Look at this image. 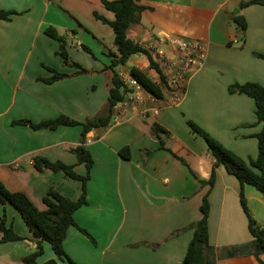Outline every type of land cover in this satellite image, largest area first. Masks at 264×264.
Wrapping results in <instances>:
<instances>
[{"label":"crops","instance_id":"0c3cea01","mask_svg":"<svg viewBox=\"0 0 264 264\" xmlns=\"http://www.w3.org/2000/svg\"><path fill=\"white\" fill-rule=\"evenodd\" d=\"M241 1L246 0H141L148 8L129 26L127 37L145 48L163 50L161 57L153 48L149 52L166 80L179 66L167 38L201 41L206 47L203 64L188 74L178 101L172 100L170 91L154 101L143 92L137 101L117 103L109 125L86 134L84 146L93 159L87 203L73 217L94 241L69 226L63 240L69 260L58 259L43 241L38 262L56 258L59 264H180L193 229L169 235L200 218L201 200L207 193L208 238L216 248V264H260L253 255L226 257L221 248L251 240L240 191L252 215L263 224L264 196L250 184L241 185L222 164L215 168L211 188L201 184L209 178L213 159L205 141L186 124L187 119L196 122L246 161L256 157L254 134L261 123L255 122L254 100L229 92L228 86L247 81L264 86V57L253 54L264 55V5L240 9ZM0 9L16 12L9 20L0 19V182L11 192L25 193L43 210L42 197L49 186L76 199L81 185L62 172L36 171L32 158L61 160L84 174L85 165L71 152L79 144L81 126L33 129L12 121L38 122L60 113L83 121L105 108L111 75L105 66L115 47L108 44L111 28L94 12L108 20L114 15L101 0H0ZM236 13L247 24L243 44L231 25V14ZM47 26L66 35L70 58L88 72L65 67L55 54L57 41L44 33ZM81 44L96 57L75 47ZM126 63L115 67L121 78L127 80L135 66L159 80L146 55L131 54ZM46 67L67 76L51 83L39 80L51 75ZM152 122L169 132L160 134L163 147L150 132ZM124 145L129 146V159L118 154ZM143 148L151 150L149 155L143 154ZM3 215L22 239L0 243V264H24L23 257L36 250L38 238L11 204L0 205V219ZM259 257L264 262V253Z\"/></svg>","mask_w":264,"mask_h":264},{"label":"trees","instance_id":"16d2710c","mask_svg":"<svg viewBox=\"0 0 264 264\" xmlns=\"http://www.w3.org/2000/svg\"><path fill=\"white\" fill-rule=\"evenodd\" d=\"M101 3L107 10L113 13L114 18L108 20L97 12H94V16L96 19L109 25L112 30L113 45L115 47L114 52H109L110 63L105 66V69L109 70L111 75L107 101L103 111L87 117L83 121L73 119L63 113L38 122H33L29 119L12 121L13 124H24L33 129H55L60 125H80L81 133L79 144L71 148V152L76 155L78 163H83L85 165V173L79 174L75 171L73 164H66L61 160L52 161L43 155L33 156L32 163L36 171L40 172L47 170L50 172H62L71 179L78 180L81 185L80 194L76 199H71L58 192L54 187L49 186L42 197V201L45 204L43 210H39L25 193L20 191L11 192L0 182V205L4 206L6 203H9L15 207L39 241L36 250L23 257L24 264H59L56 258H50L44 262L37 261V257L43 253L41 244L43 241L50 244L53 253L58 259L66 258L69 260L63 249V240L69 226L77 227L79 231L94 241V238L85 228L76 224L73 213L78 207L87 203L86 183L90 178V168L93 164V159L88 149L84 146L85 136L93 129H103L109 125L113 115V107L117 103L123 101L125 94L132 91V87L121 78L115 70V67L125 64L131 54L142 53L146 55L149 61V67L157 73L159 80L154 81L146 72L135 66L129 69L130 78L134 79L147 94L157 99H163L168 89L166 76L163 74L158 63L153 60L149 50L127 37V29L129 26L138 22L141 13L148 7L143 4L141 0H101ZM252 4L264 5V0L241 1L238 7L241 9ZM15 13L16 12L13 10L0 9V19L9 20L11 15ZM230 18L240 30L242 34L241 44H243L244 32L247 25L246 20L244 16L239 13L231 14ZM44 33L57 41L58 49L55 51V54L62 58V62L65 66L75 67L77 69L76 73L88 72L80 64L70 58L66 49L67 38L65 34L59 33L54 26H47L44 29ZM230 43L231 42H229V44ZM79 47L93 55L88 46L81 44ZM253 54L264 57V55L260 53L253 52ZM46 68L51 71V75L49 77L38 78L46 83H51L67 76V74L53 68ZM228 91L231 93H243L254 100L255 122L261 123V129L254 134L257 140V154L255 158H250L246 161L213 138L196 122L187 119L186 124L190 131L200 136L205 141L207 149L213 159L209 178L207 180H200V183L207 184L209 188H211L215 180V168L222 164L227 173L235 176L241 185L245 183L250 184L264 196V86L256 82L247 81L242 84H230L228 86ZM150 132L159 138L161 143L160 147H163L160 134L168 135V130L157 122H152L150 124ZM142 152L144 155H149L151 150L143 148ZM118 154L125 159H129V146L124 145L121 147L118 150ZM173 155L183 164H186L183 158L174 153ZM240 204L247 217L251 240L240 244L224 246L221 248V252L226 257L253 255L260 264H264L259 257L260 254L264 253V224L258 221L250 212L242 191H240ZM208 211L209 205L206 193L202 197L200 204V218L182 229L172 231L169 235V237L176 235L186 228L193 229V235L187 245L185 255L180 264H216V248L209 243L208 238ZM0 232L2 233L0 243L22 239L20 235L14 232L11 224L8 226L6 225L4 215L0 219ZM158 244L159 243H151L150 245L156 247Z\"/></svg>","mask_w":264,"mask_h":264},{"label":"built area","instance_id":"2783aa9c","mask_svg":"<svg viewBox=\"0 0 264 264\" xmlns=\"http://www.w3.org/2000/svg\"><path fill=\"white\" fill-rule=\"evenodd\" d=\"M167 43L174 48L178 55L177 61L179 62V66L167 79V85L170 87L169 91L171 93V98L173 101H178L181 93L183 92V84L188 74L196 68L202 66L206 47L205 44L199 40L179 37L167 38ZM152 48L157 56L161 57L164 55L163 50L156 46L147 47L148 50H152ZM123 80L132 87V91L125 94L124 99L121 102L130 103L137 101L142 98L143 92L146 93L134 79L130 78V76L127 80ZM147 95L151 101L157 100V98L149 94Z\"/></svg>","mask_w":264,"mask_h":264},{"label":"rangeland","instance_id":"374dc122","mask_svg":"<svg viewBox=\"0 0 264 264\" xmlns=\"http://www.w3.org/2000/svg\"><path fill=\"white\" fill-rule=\"evenodd\" d=\"M234 11V10H233ZM231 25L234 27L235 26V28H236V30L239 32V34L240 35H242L241 34V32H240V30L238 29V27L236 26V24L234 23V22H232L231 23ZM238 41H240V43H241V38H239L238 39ZM108 44L110 45V47L111 48H113L114 49V45L112 44V36L109 38V40H108ZM75 47H77L78 48V50L79 51H81L84 55H86V56H88V52H86V51H84V50H82L78 45H75ZM91 49V48H90ZM91 52L93 53V51L91 50ZM94 54V53H93ZM90 55V54H89ZM91 56V55H90ZM94 56H95V54H94ZM89 57V56H88ZM96 57V56H95ZM64 66V65H63ZM65 67H69V66H65ZM121 66H119V68H120ZM123 67L124 68H128L129 66H128V63H126L125 65H123ZM90 72H92L91 74H94L95 72H93L92 70H89ZM170 90V87L168 86V89L166 90V91H169ZM170 93V92H169ZM170 96H171V93H170ZM100 111H103V110H100ZM102 130V129H101Z\"/></svg>","mask_w":264,"mask_h":264},{"label":"water","instance_id":"95a60500","mask_svg":"<svg viewBox=\"0 0 264 264\" xmlns=\"http://www.w3.org/2000/svg\"><path fill=\"white\" fill-rule=\"evenodd\" d=\"M235 11L237 12V9Z\"/></svg>","mask_w":264,"mask_h":264}]
</instances>
